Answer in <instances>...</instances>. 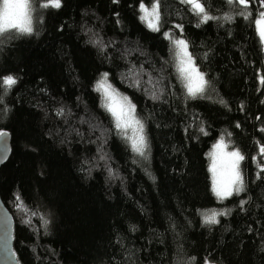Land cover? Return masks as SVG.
<instances>
[{
  "label": "trees",
  "instance_id": "1",
  "mask_svg": "<svg viewBox=\"0 0 264 264\" xmlns=\"http://www.w3.org/2000/svg\"><path fill=\"white\" fill-rule=\"evenodd\" d=\"M32 0L31 34L0 36V133L12 151L0 194L21 264H264V45L250 0ZM180 33L206 76L192 96L177 71ZM106 79L135 106L136 135L116 127L97 90ZM244 157L243 190H213L209 151ZM216 214L215 223L206 216Z\"/></svg>",
  "mask_w": 264,
  "mask_h": 264
},
{
  "label": "snow or ice",
  "instance_id": "2",
  "mask_svg": "<svg viewBox=\"0 0 264 264\" xmlns=\"http://www.w3.org/2000/svg\"><path fill=\"white\" fill-rule=\"evenodd\" d=\"M191 6L192 10L200 15L204 22L213 19L206 13V9L201 0H183ZM237 3L244 8L249 7L250 0H236ZM56 7L61 6V0H47L42 7ZM261 6L264 7V0H261ZM140 8L144 15L141 20L147 23V26L154 31L159 30V2L155 0L151 10L143 3ZM32 0H0V36L6 33L15 31L21 34H31L33 32L32 26ZM257 32L262 41H264V12L259 13V18L255 20ZM176 57L178 59L177 71L179 77L186 81L188 93L196 96L198 93H203L207 81L204 74L201 73L195 66L193 59L188 52L187 42L184 40H175ZM16 79L12 76L0 78V84L6 89H10L16 84ZM103 89L105 94V107L115 117L116 127L127 129L133 127L136 135L132 138L133 149L140 155H144L146 148V139L143 135V125L135 119V106L128 101L127 97L120 96L110 85H106L105 81H101L97 90ZM4 135V133H0ZM225 145L223 141L216 145L217 152L212 154L213 164L211 172L213 173V190L216 195L221 198L231 196L233 192H240L243 190V181L239 171V162L244 157L238 152L234 151L228 153L227 156L231 159L227 162V175L225 179H217V156L223 150ZM262 156H264V146L260 149ZM216 214L206 216L207 223H215Z\"/></svg>",
  "mask_w": 264,
  "mask_h": 264
},
{
  "label": "water",
  "instance_id": "3",
  "mask_svg": "<svg viewBox=\"0 0 264 264\" xmlns=\"http://www.w3.org/2000/svg\"><path fill=\"white\" fill-rule=\"evenodd\" d=\"M0 135V170L12 151V135ZM15 219L0 194V264H21L14 246Z\"/></svg>",
  "mask_w": 264,
  "mask_h": 264
},
{
  "label": "rangeland",
  "instance_id": "4",
  "mask_svg": "<svg viewBox=\"0 0 264 264\" xmlns=\"http://www.w3.org/2000/svg\"><path fill=\"white\" fill-rule=\"evenodd\" d=\"M145 5V4H144ZM146 6V5H145ZM262 12H264V8L262 9ZM143 15H144V13H142ZM259 18V17H258ZM257 18V19H258ZM165 35L167 36V37H169L171 40H172V43H173V45H174V41L175 40H184V41H186L185 40V38L178 32V33H175V32H173L172 31V29L171 30H168V31H166L165 32ZM187 42V41H186ZM187 45H188V43H187ZM263 45H264V41H263ZM174 49H175V53H176V48H175V45H174ZM188 52L190 53V50H189V47H188ZM190 55H191V53H190ZM176 56V55H175ZM191 57H192V55H191ZM176 59H177V57H176ZM192 59H193V57H192ZM178 60V59H177ZM193 62H194V64H195V66H196V68L201 72V73H203L204 74V72H202L200 69H199V67L196 65V63H195V61H194V59H193ZM204 78H205V80H206V76H205V74H204ZM103 81H105L106 82V85H110L111 86V89H114L115 91H116V89L110 84V82L109 81H107L106 79H104ZM185 82V85H186V81H184ZM206 86V85H205ZM101 93H102V95H103V98H104V101H105V94H104V91H103V89H101V90H99ZM117 92V91H116ZM117 93H119V92H117ZM120 94V96H122V97H126V96H124V95H122L121 93H119ZM198 94H200V93H198ZM129 101H130V99H129ZM131 102V101H130ZM131 104L132 105H134L132 102H131ZM135 114V113H134ZM135 116V115H134ZM135 119H137V117H135ZM138 120V119H137ZM131 128L132 127H129V128H127V129H122V131H124V130H127V131H130L131 130ZM134 131V130H133ZM221 141H223V144L225 145V147L223 148V150L220 152V154L217 156V179H225L226 178V175H227V162H228V160L229 159H231L230 157H228L227 156V154L228 153H231V152H234V151H238V150H236V149H231V148H229L228 147V145H227V143L225 142V140L224 139H222V138H219V139H217L214 143H213V146H212V148L210 149V151H209V154H210V166L212 167V164H213V156H212V154L214 153V152H217V149H216V145L218 144V143H220ZM239 152V151H238ZM240 153V152H239ZM240 163V162H239ZM210 172H211V170H210ZM212 175H213V173H212ZM221 198V197H220Z\"/></svg>",
  "mask_w": 264,
  "mask_h": 264
}]
</instances>
